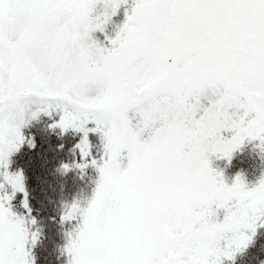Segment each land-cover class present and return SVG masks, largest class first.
I'll return each mask as SVG.
<instances>
[{"label": "snow or ice", "instance_id": "1", "mask_svg": "<svg viewBox=\"0 0 264 264\" xmlns=\"http://www.w3.org/2000/svg\"><path fill=\"white\" fill-rule=\"evenodd\" d=\"M41 116L79 134L75 167L99 173L62 217L82 215L69 264L234 261L264 227V178L228 184L211 157L264 146V0H0V264H36L10 168Z\"/></svg>", "mask_w": 264, "mask_h": 264}, {"label": "rangeland", "instance_id": "2", "mask_svg": "<svg viewBox=\"0 0 264 264\" xmlns=\"http://www.w3.org/2000/svg\"><path fill=\"white\" fill-rule=\"evenodd\" d=\"M122 13L123 11H121L117 17H114L113 21H116L119 16H122ZM122 20H125L124 14ZM110 36L113 38L115 37L114 35ZM96 37L100 39L98 33ZM103 41L104 39L102 42ZM72 153L71 149V154ZM211 161L212 167L223 173L228 184H232L237 176H243L248 185L252 187L255 186L260 179L264 178V146L261 145L260 140H246L241 148L233 153L230 162L228 159H217L216 157H211ZM74 170L81 171L80 169ZM69 172L70 171H57V174L53 173V177L50 180H43L46 189L45 197H47L46 200L48 201V203L45 204L46 213L50 215L51 213L49 210L54 211L52 218L54 217L55 222L51 220L47 228L51 236L48 242L55 245V247L53 246L54 249H59L60 260L57 264H69V257L64 249L69 242L70 234L74 237L77 230L82 225V215L80 213H77L76 218L70 221H63L62 217L74 204H78L81 210L88 207L93 198L96 183L99 179V173L94 167L87 168L84 173L79 176L68 175ZM38 191L39 188H36L33 193L39 196ZM30 196L32 199V192ZM222 216L223 212H221V218ZM39 218L40 217H37V224L35 226L29 224L30 230L35 231L37 228L41 229L43 222H39L41 220ZM260 237L264 238V227H258L253 242L257 250L262 252L264 251V240L260 241ZM243 254L244 252L242 254H237L234 261L224 259V264H241ZM261 259L262 261L260 262L259 259L251 258L248 260V264H264V257Z\"/></svg>", "mask_w": 264, "mask_h": 264}, {"label": "trees", "instance_id": "3", "mask_svg": "<svg viewBox=\"0 0 264 264\" xmlns=\"http://www.w3.org/2000/svg\"><path fill=\"white\" fill-rule=\"evenodd\" d=\"M121 15L123 16V13ZM122 16H119L116 21H113L109 25L108 34L115 36L118 30L116 25H122L124 22ZM99 36L102 41L104 39L103 35L99 34ZM58 119V117L55 118V120ZM54 122V119L48 116H41L39 121L33 122L28 128L24 129V135L26 137L31 138L35 136L36 147L32 150L26 143L21 151L12 157L10 168V171L13 173L23 170L25 187L29 193V205L32 209L31 218L37 219V217H40L39 219L41 220L39 222H43V226L40 229L41 235L39 243L35 248H31L32 254L36 258V264H57L60 260L59 249H54L55 245L48 242L51 236L47 227H49L51 220L55 222V219L54 217L52 218L54 215L53 210H49L50 215L46 213L45 204L48 201L46 200L47 197H45L46 189L43 180H50L53 177V173L57 174V171H64L62 168L64 163L71 165V171L68 175L79 176L84 173L74 170L78 169L75 167L76 156L74 153L71 154V149L79 141L80 135L72 131L64 135L61 134L59 129L53 131L49 126ZM92 139L94 142L97 141L95 136ZM36 188H39L38 194L40 197L36 196V193H33ZM31 192L32 199L30 196ZM12 209L19 215H26L25 209L23 208L22 194H17L12 202ZM263 240L264 238L260 237V241ZM242 256L241 264H248V260L251 258L259 259L261 262V258L264 257V251L259 252L256 245L252 243Z\"/></svg>", "mask_w": 264, "mask_h": 264}]
</instances>
